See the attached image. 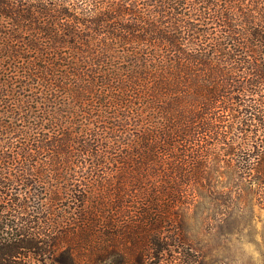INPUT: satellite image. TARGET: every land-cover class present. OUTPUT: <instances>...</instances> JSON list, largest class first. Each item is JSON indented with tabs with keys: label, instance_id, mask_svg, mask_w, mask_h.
<instances>
[{
	"label": "trees",
	"instance_id": "16d2710c",
	"mask_svg": "<svg viewBox=\"0 0 264 264\" xmlns=\"http://www.w3.org/2000/svg\"><path fill=\"white\" fill-rule=\"evenodd\" d=\"M253 206L264 0H0V264H201Z\"/></svg>",
	"mask_w": 264,
	"mask_h": 264
},
{
	"label": "rangeland",
	"instance_id": "374dc122",
	"mask_svg": "<svg viewBox=\"0 0 264 264\" xmlns=\"http://www.w3.org/2000/svg\"><path fill=\"white\" fill-rule=\"evenodd\" d=\"M238 214L233 211L214 236L200 240L202 251L197 260L201 264H264V209L253 206L247 210L246 225L240 224L237 228L235 223ZM233 229H238L239 235L237 231L232 234ZM180 257L193 260L196 256L193 251L186 250L182 251Z\"/></svg>",
	"mask_w": 264,
	"mask_h": 264
}]
</instances>
